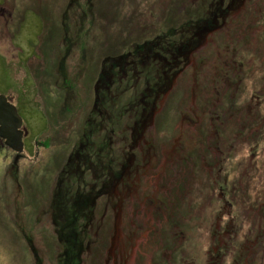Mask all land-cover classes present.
Listing matches in <instances>:
<instances>
[{
	"label": "rangeland",
	"instance_id": "1",
	"mask_svg": "<svg viewBox=\"0 0 264 264\" xmlns=\"http://www.w3.org/2000/svg\"><path fill=\"white\" fill-rule=\"evenodd\" d=\"M87 1L0 0V94L12 99L28 129V135L24 138L26 151L20 156L22 158L15 159L13 151L0 143V264H34L36 260L28 244L30 239H33L39 254L38 264H51L55 259L56 264H105V261L107 264H146L149 260L147 256L137 260L140 252L144 253L146 248L143 245L139 247L135 241L130 244V239L140 238L144 234L146 238H151L149 247L152 246L156 253V262L153 263L161 262V254L169 245L172 259L167 258L162 264L167 261L168 264H235L237 260H240L238 264H264V169H261L260 177L253 178L255 181L249 189L240 186L235 191L227 190L225 196L220 195V186L213 192L211 176L214 180L215 177L207 169V161L212 165L220 162L216 151L217 134L211 133L210 139L208 132L205 135V151L210 154V158L204 155L207 160H202L198 150L201 149L199 137L205 132L207 118L211 120L214 117L218 107L221 108V102L225 106L235 103L239 106L248 101L252 104L250 97L257 99V95H260L263 98L264 0H244L241 5L243 8L239 7L238 12L230 13L234 23L230 25L228 20L225 27L211 33L201 50L211 59L236 54L238 61L248 64L251 75L245 77L232 74L235 75V82H232L230 90L231 98L237 94L235 87L242 79L243 83H247V97L240 99L238 95L235 96L237 102L229 101L230 98L222 101V96L212 84V73L197 77L196 54H192L191 61L179 77L168 81L163 75L166 82L175 80L176 84H173L175 87L170 89V93V90L163 93L166 102L160 114L153 117V123L137 121L138 126L145 130V133L142 130L141 143L146 138L151 145L152 156L158 153V157L153 158V166L157 159L163 164L167 160L166 173L172 172L175 175L172 178L176 179L172 194L165 196L162 193L160 198L155 189L151 192L155 196V190L157 198L164 199L162 202L166 203V215L162 217V221L164 218L165 221L151 223L150 210L147 207L137 210L131 200L122 201L121 206L110 204L114 209L100 208L99 204H106L105 201H98L97 208L101 211L97 212L94 224L85 229L84 236L79 235L90 244L87 252L79 255L76 253V244L69 248L68 244L74 242L66 241L67 235L63 238L54 235L49 202L58 177L61 175L63 178L68 174H62L68 157L79 150V145L88 156L90 151L97 153L103 138L105 145L113 136L112 158H115L117 169L119 158L126 155L129 148L127 143L132 140V130L128 128L121 132L116 124L120 126L126 123L127 113L131 115L129 111L135 110L136 98L129 92L116 97L123 86L118 78L112 84L116 97H113L114 105L103 107L104 119L101 123L95 124V119H92L86 127L95 83L103 64L101 58L106 57L103 53L110 51L116 57L127 52L132 40L144 34L141 24L160 26L161 22L168 21L170 26L178 28L186 22V29L193 28L192 24L202 19L211 0ZM245 19L250 20L247 27ZM239 23L243 24L241 30L237 28ZM255 31L258 32L251 33ZM249 42H252L251 48L247 46ZM164 70L167 73L166 66ZM148 71L144 70L143 73L146 78L150 74ZM261 85L263 92L259 94L256 90ZM195 94L197 96L194 99ZM205 95L209 102L216 101L218 105L213 108L210 103V111L198 112L207 106ZM236 104L234 107H238ZM222 110L227 109L223 107ZM251 115L255 120L261 119L260 111L256 108L252 112L240 109L222 127L223 140L235 148V156L241 163L238 164L240 170H243L245 160L252 154H257L260 165L262 163L264 166L262 135H251L253 147L250 150L246 136L239 132L242 127L245 130L247 128V132L253 128L263 129L260 126L262 123L252 121ZM109 116L113 118L111 122L106 119ZM85 131L87 135L82 137ZM106 132L111 133L107 135ZM139 136L136 135L138 139ZM257 142L260 145L257 146ZM194 152L200 157L194 155ZM144 154L145 149L138 156V161L132 163L129 172L133 169V172L140 170L138 175L146 172V161L142 158ZM174 162L184 164L178 175V171L170 166ZM118 189L121 190L120 187ZM75 191L77 189L73 185L72 192ZM78 193L84 194H79L83 198L88 196L85 189L78 190ZM179 199L181 215L171 208ZM72 203L71 211L73 205L76 207L77 204V210L82 214L84 203L75 198ZM130 208L135 213L141 212L143 219L133 223L129 217ZM120 214L116 226V216ZM219 223L221 245L217 249L219 236L216 240L212 232L216 231ZM231 227L234 228L232 231ZM256 237L262 239L259 251L250 254L251 243ZM126 238L129 239L131 249L126 245L128 242L124 241ZM121 243L123 253L129 249V259L123 258L116 262L113 259L118 253L115 247Z\"/></svg>",
	"mask_w": 264,
	"mask_h": 264
},
{
	"label": "trees",
	"instance_id": "2",
	"mask_svg": "<svg viewBox=\"0 0 264 264\" xmlns=\"http://www.w3.org/2000/svg\"><path fill=\"white\" fill-rule=\"evenodd\" d=\"M217 1H218V3L220 2V0H217ZM223 1L225 2V4H227L228 1H230V0H223ZM87 2L89 3V2H91V0H88ZM169 24H170V22H168V21L161 22L159 24L160 26H152V24L150 25V23H149L147 25L148 29L142 28V31H143L142 33H144V34L142 36L138 37L137 39L132 40L131 47L128 49V51L123 53V54L116 56L118 63H121V68H115L111 64V65H109V67L107 69H104V71L102 70L98 74V76H100L102 74L100 77H98V79L95 83L96 84L95 88H97L99 90V92H96V89L94 88V90H95L94 96L92 97L93 99L90 102L92 108L89 112L90 113L89 118L86 121L87 122L86 127H88L90 125V122L92 121V119H93V121L95 119V121L98 122V124L101 123V121L104 119L103 107L105 106L108 108L109 106L114 105L113 97L115 95L113 94V91H112V84L113 83L110 81L111 74L116 75L117 78L119 79V81L122 82V84H123L122 89H121V93L119 92L116 95V97L123 96L125 94L126 90L128 89L129 84L132 85V89H134L136 87H141V88L147 87L149 90L148 94H152V92L156 89V85L159 89H161V90L163 89L164 93H167L171 89V85L174 84L175 81L174 82L173 81H170V82L167 81L166 82L163 78L162 63L159 61L160 54L162 52V51H160V49L165 50L169 46V44H171V43H172V45H174V44H180L181 45L182 39L180 40V38H181L182 33L178 32V31L186 30V28H185L186 22L183 23L178 28L172 27ZM193 26H194V24H192V27ZM189 29L193 30V28H189ZM142 33H140V34H142ZM185 33H188V32L186 31V32H184V34ZM128 41H129L128 42V44H129L130 40H128ZM196 44L197 43H195V45ZM195 45H193V46H195ZM200 47H202V46L200 45ZM186 49H189V48H186ZM101 60H102V58H101ZM147 69L149 70L148 73H150V74H149V77L146 78L145 76H143V73H144V70H147ZM155 83H156V85L154 86ZM247 94H248V92H247ZM148 98H150V95H148L146 98L144 97L142 99V97H141L138 99L141 107H143V104L145 103V101H148ZM258 98H260V96L257 97V99H256L257 101L259 100ZM249 99H251V97ZM260 99L264 101V97L260 98ZM254 101L255 100L253 99V102ZM250 103H251V101H250ZM141 113H142V110H141L140 114ZM95 114H98V119L96 118ZM257 116H259V115H257ZM106 119H107V121H110V122L113 120V118L111 116H109ZM260 126H262V124ZM119 127L121 129V132L126 131L124 124H121L120 126H118L116 124V128H119ZM262 127H264V125ZM109 133H111V132H108V133L106 132L107 135H110ZM141 133H142V131L140 132V134ZM134 137L136 138V134L134 135ZM111 139L112 140H109L110 143L108 142L104 145V141H105V137H104L102 140L101 146H99V148L97 149V153L90 151L89 156L87 155V153L84 152L85 150L83 149V147L79 145L78 146L79 150L74 152L73 156H69L68 160H67V163L70 162V163L74 164L73 165L74 168H78V173H75L73 170L70 171V169H68V168L66 169L65 168L66 166L67 167L70 166L67 164L64 165V169L62 170V174H64V173L72 174V173H70L72 171L74 172L73 174H77V175H75V177H72L71 182L73 185L76 186V189L78 188V190H84V189L86 190L87 187H90V189H93L94 185L99 183L98 180H101L103 178V177L96 178L97 174H99V169H100V172H103V176L106 174L108 176H114L116 178V182L112 186V188L115 189V191L113 193L106 190V191H102V192L98 193L99 194L98 196H96L95 194L90 195L91 197H93V198L95 197V199H96V201L93 203V205L97 209L96 210L97 212L100 211L97 208L98 207V201L103 202L106 199V197L110 198L111 203L115 204L114 206H118V205L122 204V201H125V200L126 201L131 200L133 202V197H134V193L132 191L127 190V192H126V190L121 191L118 189L119 186H121L120 181L118 179L120 174L117 175L118 172L116 173L114 170L115 159L112 157L114 155V149L113 148H114L115 139L113 136ZM79 161H80V164H78ZM83 166H85L86 168L83 169ZM97 166L99 169L97 168ZM68 171H70V172H68ZM68 174H67V176H64V177L69 178ZM86 177L88 179H92V181H93L92 186L93 187H91L88 184L89 183L88 180H84ZM60 179H62V178H59V180ZM96 181H98V182H96ZM112 181L113 180H111L110 182H112ZM110 184H108V187H111ZM108 192L110 195H108ZM82 195L84 196V194H82ZM54 200L55 199L52 198V201H54ZM133 204H134V202H133ZM49 205L51 206V209H52V221H53L55 234L58 236V238H63L64 235H67L68 240L66 239V241L74 242L73 244H68L69 248L74 246V244H76V249H77L76 253H78L79 255H82V253H85L84 252V250H85L84 243H83L82 238L79 237V235H83L85 232V229H82V225L84 223L85 217L88 218V221L86 223H84V227L90 226L93 223V221L95 220V219H93V216H92L93 210L92 209L90 210L88 208H84V209H82L83 213L79 214V210H77V207H75V204H74L73 205L74 207L72 208L73 210L70 213H66L65 210H63L61 206L60 207L56 206L54 202H49ZM66 205H68L67 207H69V200H67ZM100 205L101 204H99V206ZM55 207H56V209H55ZM108 207H111V205L109 204ZM51 209H50V211H51ZM76 215H78V216H76ZM55 217L58 219V221L57 220L54 221ZM116 218H120V217L116 216ZM80 220H82L83 222L79 223ZM89 222L91 224H89ZM78 225H81V226H78ZM28 244L31 245V247H32L31 250L33 251V256L35 257V260H36L34 264H38L37 260L39 259V254L35 250L36 246L34 245L33 239H30L28 241Z\"/></svg>",
	"mask_w": 264,
	"mask_h": 264
},
{
	"label": "flooded vegetation",
	"instance_id": "3",
	"mask_svg": "<svg viewBox=\"0 0 264 264\" xmlns=\"http://www.w3.org/2000/svg\"><path fill=\"white\" fill-rule=\"evenodd\" d=\"M245 1H247V0H245ZM243 2H244V0H230V1H228L227 4H225V2L223 0H220L219 3L217 0H211L208 3V7H207L206 11L202 14V19H197L196 21H194L193 30L186 29V30L178 31V32L182 33L181 38H180V40L182 39L181 45L180 44L172 45V43H171V44H169V46L165 50L160 49V51H162V52L160 54L159 61L162 63V69H163L162 75H165V77L168 79V81L170 80V78L179 77L182 74V72L186 69L188 63L191 61V55L192 54H196V60H197V64H198L197 72H196L197 77L199 75L206 76V75H210V73H212L213 80L216 83L214 85V89L217 91H219L218 87H219L220 79L223 80L228 86L226 92H230V90L232 88L231 84H232V82H235L233 79V77L235 75L238 74V75H243L245 77H248V75H251V70L248 67V64L241 61V60L238 61V59H237L238 57L236 56V54H232L231 57H227V58L211 59L208 54L201 51L205 47L204 45L206 44L205 43L206 38L209 37L211 33H215L217 30L225 27L226 24L228 23L227 22L228 20L230 22L229 23L230 25H232L234 23V19H232L233 16L231 18L230 13L232 11L234 13L238 12V10L234 9V8L236 5L241 6L243 4ZM170 14H172L171 11H170ZM256 21L257 20H255V22ZM248 24H250V20L245 19V26L247 27ZM198 28H202V31L199 30ZM237 28L239 30L243 29V24L239 23ZM186 31L188 33L184 34V32H186ZM257 32L258 31L251 32V33L256 34ZM195 43H197V44L195 45ZM262 43L264 46V39H263ZM193 45H195V46H193ZM200 45L202 47H200ZM247 46L251 48L252 42H249L247 44ZM258 46L260 48L259 43H258ZM186 48H189V49H186ZM237 62L238 63H244V64H238ZM165 66L167 67V73L164 70ZM248 70H250V74H248ZM234 73H235V75H232ZM239 81H240V83L238 84V86L235 87V88H237L236 89L237 94H241L242 92H244L247 89V83H243L242 79H240ZM174 83L176 84V82H174ZM155 85H156V83L154 84V86ZM233 85L235 86L236 84H233ZM174 87H175V85H174ZM174 87L172 84L171 89H174ZM126 92H129V94H131L133 96V98H136V103L139 105L138 107L140 108L139 113L142 110V114L144 115V117L142 120H138V122L140 121L142 123H146L147 121H150L151 123H153V117H156L159 115V113H158L159 110L163 107V104L166 102V96L163 97L164 90L159 89L157 87V85H156V89L152 92V94H148L149 90L147 87L146 88L136 87V88L132 89L131 84L128 85V89L126 90ZM170 92H171V90L169 91V93ZM226 92H225V95H226ZM256 92L261 94L263 92V85H261L256 90ZM148 95H150V98H148V101H145V103L143 104V107H141L138 99L140 97H142V99L144 97L146 98ZM225 95H223V96H225ZM259 96L260 95H257V97H259ZM263 97H264V94H263ZM153 99H154V101H153L154 103H152ZM253 99L256 100V97H251L252 101H253ZM149 104L152 107H150ZM233 105H235V104H233ZM224 106H225L224 103H222L221 109ZM263 110H258V112L260 111V113H261ZM242 112L243 111L240 112L241 115L244 114V112L243 113ZM232 114L233 113H231L230 116ZM260 118L262 119V116H260ZM141 129L143 130L144 128H141L140 126H138V124L136 126H134V128L132 129V139L133 140L131 142L127 143V147H128V144L130 145L134 141L132 147L131 146L129 147V151H128L129 154L127 153L128 155H130V159L128 158L130 164L125 166V169L123 170L122 174L119 176L118 179H119V181H121V183L123 185L122 191L126 190V192H127V190H128V191H132L134 193V197H133L134 204H136L138 206V202H136L137 198L144 200V205H142V207L145 206L150 210L151 223H157V222L161 223V221H162L161 217L165 216L163 213V210L166 207V203L162 202V200H164V199H161V200L156 199L155 196L151 195L152 190L155 188L153 187V184L150 186V183H152V181H153V179H152L153 173L151 172L150 168L153 167V168L161 169V168H158L157 166L161 165L162 163H160L159 160H156V161H154V166H153V158H154V156H158V153L156 152L152 156L151 145L146 138H143V143H141V140H140L141 138L138 139L136 137L137 139H135L134 135L136 134V132L138 130H141ZM1 141L2 140L0 139V143H1ZM218 147L219 146H217V148ZM144 149H145V154H144V157H142V158L146 161V166H147L146 172H144L142 175H138L140 170L136 169V172H130V174L128 175V169L130 168L132 161H133V163L137 162L136 161L137 157H138L137 153H140L139 155H141V153L144 151ZM218 154H219V158L221 161L223 159L224 155L220 152H218ZM18 157L21 158L20 155L15 154V158H18ZM125 159H127V157ZM168 174H170L173 178H175V175L172 172H170ZM178 174L179 173H177V175ZM235 174H237V173H231L230 170L229 171L220 170L217 173H215L214 175L212 174L215 177V180H214V178L211 176V178L213 180V192L215 193V191H216L215 188L220 186V195L225 196V194L227 193V190L231 189V190L235 191L237 188H239L240 186L236 185L237 177L235 176ZM222 176H223V178H225L223 180V182H221ZM232 176H233V179H230V177H232ZM252 180L253 179H251V178L248 180L246 179L244 181V183L241 185V187H245L246 190L249 189L251 187V185H253ZM222 184H224L226 187L223 188ZM155 186H157V185H155ZM155 190L159 191L158 189H155ZM155 190L153 191L154 194H155ZM141 192H143V193H141ZM221 198H223V197H221ZM86 199L88 200V203H89L90 196H87ZM223 199H225V198H223ZM142 207L140 209H142ZM137 218H139V217H137ZM164 221H165V218L163 219L162 222H164ZM233 229L234 228L231 227V231ZM235 233H236V231L234 232V234ZM218 236H219V246L217 247V249H219L220 245H221V232H219L218 229H216V231H215V239L216 240H217ZM127 241H129V239ZM260 241H262V239L260 237H256L254 242L251 243V246L249 249L250 254H252L253 251H255V252L259 251ZM234 247H236V246H234ZM127 252L128 251L125 250L124 255L125 254L127 255ZM238 262H240V260H237L234 263L238 264Z\"/></svg>",
	"mask_w": 264,
	"mask_h": 264
},
{
	"label": "bare ground",
	"instance_id": "4",
	"mask_svg": "<svg viewBox=\"0 0 264 264\" xmlns=\"http://www.w3.org/2000/svg\"><path fill=\"white\" fill-rule=\"evenodd\" d=\"M239 7L241 9L244 6L243 7H241V6H235L234 9H238ZM91 8H92V6H91ZM141 25H142V28L148 29V27H147L146 24H141ZM198 29L202 31V28H198ZM103 54H106V57H104V59H102V61H103L104 64L101 66L100 72L102 70L104 71V69H107L109 67V65H111V64L115 68H121V63H118V60L116 59V57L114 55L111 54L110 51L107 52V53L105 51ZM100 76H98V77H100ZM116 79H117V76L111 74L110 81L113 83ZM212 84L213 85L216 84L213 79H212ZM218 88H219V95L222 96V101H225L227 98H230V92H226L228 86L221 79H220L219 87ZM95 89H96V92H99V90L97 88H95ZM225 92H226V95H225ZM247 92L248 91L242 92L241 94H234L229 99V101H231V102H237V100L235 99V96H238L239 95V97L241 99V97H247L248 96ZM69 93L71 94V92H69ZM223 95H225V96H223ZM194 96L195 97H193V98L195 99L197 95L195 94ZM204 100L207 103V106H204V107L200 108L198 110V112H203L204 113L206 111L207 112L210 111L209 110V107H208V104H210L211 102L208 101V96L207 95L204 96ZM153 101H154V99L152 100V103H154ZM248 102L247 103H243V104H241L239 106L237 105L238 103L237 104L235 103L238 107H236V106L234 107L233 104L224 106V108L227 109L225 111H223L220 107H218V109H217L218 111L216 113H214V117L211 118V120H210V118H207L208 119L206 121V123H207L206 125L207 126L204 129L205 132H203L202 135L199 137V141H200L199 144L201 146L200 147L201 149H198V150L201 153V159L204 160V158H205L204 155H206L209 158L211 157L210 154L205 151V149H206V147H205V142H206L205 141V135L208 132L209 133L208 139H210V134L211 133L214 134V132H215V134H217V138H215V141H216V145L219 146V147L216 149V151L222 153L224 155V157H223V159L220 162L217 161L218 163L216 165H212L213 163H210L209 161H207L208 162V164H207L208 165V168L207 169L213 175L215 173H217L218 171H220V170H227V169H229L231 173H237V174H235V176L237 177V180H236V185L237 186H241L246 179L247 180L250 179V178L253 179L254 177H255V179H257L258 177H260V175H259L260 174V171L261 172L263 171L261 169H264L263 164L261 163L262 166L260 165V161H259L258 155L257 154H252L251 156H249L247 158V160H245V164L243 166V170H240L239 167H238L239 166L238 164L241 165V163L237 161V157L235 156V148L231 144H229L228 142H224L223 137L221 135L222 127L226 126L227 119L232 118V115L233 114L230 116L231 113H235V112H237L240 109H247V110H249V112H252V110H254V107L256 109H258V110H263L264 109V101L261 100V99H259L258 101H254L252 104L250 103V101H248ZM222 103L223 102H221V104ZM199 104L202 105V102L199 101ZM211 104L213 105V108H214V107H216L218 105V102L215 101V102H213ZM150 107H152V106L150 105ZM139 110H140V108L138 107L127 118L126 125H125V129H128L129 128L130 130H132L134 128V126L137 125L136 122L138 120H142L143 119L144 115L142 113L140 114L139 113ZM187 110H191V109H187ZM263 112H264V110H263ZM158 113L160 114V110H159ZM260 114L263 117L262 119H259L260 121L259 120H255L252 117V115H251V117L253 119L252 121H257L259 123H262V125H263V123H264V114L263 113H260ZM19 116L22 119V126L25 127V124L23 122V117L20 114H19ZM95 116L97 117L98 114H95ZM95 124H96V121H95ZM141 131L142 130H139V134H140ZM239 132H241L242 134H244L246 136L247 142L250 143V150L253 147V145L251 144L252 138H250L252 134H255V135H258V136L259 135H262V138H264V127H263L262 130L259 129V128H253L249 132H247V128L245 130L242 127V130L239 131ZM86 135H87V132L85 131V132H83V136L82 137H84ZM197 135H199V133H197ZM139 138H141V136H139ZM0 139L2 140L1 142H6L7 141V139L5 137H1L0 136ZM135 139H137V138H135ZM22 141H23L24 146H23L22 151L19 152L20 154H23L26 151L24 137L22 138ZM16 143H17V145H19L18 142H16ZM133 143H134V141L132 142V144L129 145V147L130 146L132 147ZM258 145H260V142H257V146ZM262 147H263V145H262ZM246 148H247V144L245 143L244 144V149L246 150ZM128 151H129V148H127V153L129 154ZM263 151H264V147H263ZM194 155H198L200 157V155L198 153H196V152H194ZM80 161L78 162V164H80ZM66 164L67 165H70L68 167L66 166L65 167L66 169L68 168V169H70V171L73 170L75 173H78V168H74V166H73L74 164H72L70 162H68V163L66 162ZM169 164H170V162H169ZM182 165H184V164L178 163V162H174V164L173 165H170V166H172L176 171H178V173H180L182 171V169H183V166ZM167 166H168V161L166 160L164 162V164L162 163L161 165L157 166L158 168H161V169H157V168H153V167L150 168L151 169V172L153 173V177H152L153 178V181H152V183H150V186L153 184V187L155 189H158L161 193H164L165 196H166V194H172V190L171 189H172V186L174 185L173 183L176 181V179H173L172 180L173 177L170 174H168V173L165 172ZM84 168H86V167L83 166V169ZM70 171H68V172H70ZM73 171L70 172L72 174H68L69 175V178L68 177H63L62 179L59 180V178H61L62 176L60 175L58 177V180H57V182H55V187H54V189L52 191V194H51L52 195V198H54L55 200L54 201L50 200V202H54L56 206H59V207L61 206L62 209L65 210L66 213H70L71 212V205H72V202H73L74 198L76 200L78 199L79 202L84 203V206H86V208H88L90 210L91 209L93 210L92 216H93V219H96L95 217H97V211H96L97 209L93 205V203L96 201V199H94L95 197L91 200L90 203H88V200L85 197H84L85 198L84 199L83 197L79 196L80 193H78V188H77V191L72 192V186H73V184L71 183V181H72L71 179H72V177H75V175H77V174H73L74 173ZM195 176H196V174H195ZM101 177H103V178L101 180H98L99 183H97L96 185H94V188H93L94 190L93 189H90V187H87V189H86V195H94L95 194L96 196H98L99 195L98 193H100L102 191H106L107 190V191L112 192V193L115 191V189H113L112 186L115 184L116 178L114 176H108L106 174L103 176V172H100L99 174H97V177L96 178H101ZM224 179L225 178H223V176H222L221 182H223ZM84 180H88L89 181L88 184L91 187H93L92 186L93 185L92 179H88L86 177ZM109 180L110 181L113 180V181L110 182ZM98 181H96V182H98ZM252 181H255V180L253 179ZM108 184H110L111 187H108ZM120 185L122 186V187H120L121 188V191H122L123 185H122L121 181H120ZM155 185H157V186H155ZM109 192H108V195H110ZM141 193H143V192H141ZM179 194H180V192L178 190L177 195H179ZM212 199H214V198H212ZM67 200H69V207H67L68 205H66ZM180 200L181 199H179V202H177L176 205L175 206H172L171 208H172V210H175L176 213H178V214L181 215L182 214V211H181V201ZM104 201H105L106 206L100 205L99 206L100 208H106V207L109 206V204H112L113 206L115 205V204L111 203L110 198H108V197H106V199ZM136 202H138V206L135 204L136 205V209L139 210L142 207V205H144V200L137 198L136 199ZM112 205H111V207H112ZM251 207L252 206H250L249 208H251ZM55 209H56V207H55ZM112 209H114V208L112 207ZM165 211H166V208L163 210L164 215H166V212ZM76 216H78V215H76ZM129 217L132 218L131 221L133 223H137V222H139V221H141L143 219V214L141 212L135 213L134 210L130 208L129 209ZM137 217H139V218H137ZM173 217L176 218V215H174ZM230 217H231V219H234L233 216H230ZM161 219H162V217H161ZM235 219L236 220L238 219L237 213L235 214ZM57 221H58V219H57ZM87 221H88V218L85 217L84 218V223H86ZM220 221H221V219H220ZM171 222H173V221H171ZM89 224H91V223L89 222ZM220 226H221V224L219 223V226L217 227V229ZM146 233L148 234V231ZM212 234H213V237L215 238V232L214 233L212 232ZM181 235H184V234L182 233ZM150 239L151 238H146V234H144L140 238L139 237H136L135 239H130V244L131 245L135 241L136 243H139V247L141 245H143L142 247L143 248H146V251H143L145 254L142 253V252H140L141 255L139 257H137V260H138V258H140L141 260H143L147 256V259L149 258V260H148V262L146 261V264H162L161 262L164 261V260H166L167 258L168 259H172L171 256H170L172 252H171V249H170V247L168 245V246H166V250L161 254V259H160L161 262L160 263L159 262L158 263H153V261L156 262V258H154V257H156V253H155V250L153 249L152 246L149 247L151 245ZM127 242L128 243L126 245L130 247L129 241H127ZM173 244H174V241H172V245ZM120 245H122V243L119 244L117 247H115V250L118 253L115 254V257H113V259L116 262H119L123 258L129 259L128 258L129 256H127L126 254L124 255V253H123ZM56 263H57L56 259H55V261H52L51 262V264H56ZM135 263H136V261H135ZM166 264H168V261L166 262Z\"/></svg>",
	"mask_w": 264,
	"mask_h": 264
},
{
	"label": "water",
	"instance_id": "5",
	"mask_svg": "<svg viewBox=\"0 0 264 264\" xmlns=\"http://www.w3.org/2000/svg\"><path fill=\"white\" fill-rule=\"evenodd\" d=\"M21 126L22 119L16 107L7 100L5 95L0 94V136L5 137L6 144L18 152L22 151L24 146Z\"/></svg>",
	"mask_w": 264,
	"mask_h": 264
}]
</instances>
